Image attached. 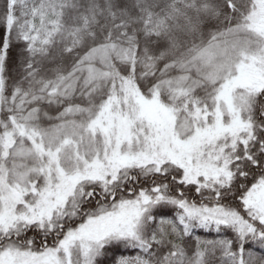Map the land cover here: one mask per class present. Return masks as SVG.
Segmentation results:
<instances>
[{
    "label": "snow or ice",
    "instance_id": "obj_1",
    "mask_svg": "<svg viewBox=\"0 0 264 264\" xmlns=\"http://www.w3.org/2000/svg\"><path fill=\"white\" fill-rule=\"evenodd\" d=\"M0 264H264V0H0Z\"/></svg>",
    "mask_w": 264,
    "mask_h": 264
}]
</instances>
